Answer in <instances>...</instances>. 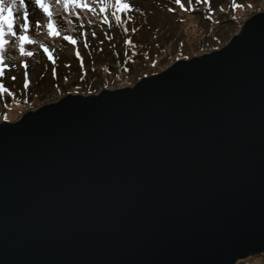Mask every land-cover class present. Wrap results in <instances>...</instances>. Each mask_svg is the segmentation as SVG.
Here are the masks:
<instances>
[{
    "label": "water",
    "instance_id": "95a60500",
    "mask_svg": "<svg viewBox=\"0 0 264 264\" xmlns=\"http://www.w3.org/2000/svg\"><path fill=\"white\" fill-rule=\"evenodd\" d=\"M264 253V12L133 88L0 123V264Z\"/></svg>",
    "mask_w": 264,
    "mask_h": 264
},
{
    "label": "rangeland",
    "instance_id": "374dc122",
    "mask_svg": "<svg viewBox=\"0 0 264 264\" xmlns=\"http://www.w3.org/2000/svg\"><path fill=\"white\" fill-rule=\"evenodd\" d=\"M128 2L133 6L130 16L122 17L119 24L112 19L111 27L101 24L98 15L80 12L77 17L57 8L55 19L62 35L55 38L47 35L46 27L35 26L45 25L47 21L38 11L30 9L29 34L35 43L26 50L34 55L21 56L15 40L6 46L3 56L10 70L0 82L13 96L0 95V123H14L27 112L55 104L67 95H98L103 90L131 89L139 80L162 73L177 60H190L222 49L246 20L264 12V0H210L212 19L209 20L208 7L203 4L194 5L195 11L185 12L174 0ZM233 2L242 7L233 11ZM182 3L187 6V0ZM221 7L224 12L220 11ZM63 34L72 36L77 44H69L62 38ZM85 43L87 48L83 46ZM41 45L52 52L55 63L47 59ZM77 51L81 53L79 60ZM22 61L28 64V88L23 87ZM125 65L128 69H124ZM13 76L15 80L11 79ZM236 264H264V254L252 255Z\"/></svg>",
    "mask_w": 264,
    "mask_h": 264
},
{
    "label": "snow or ice",
    "instance_id": "6c2138e0",
    "mask_svg": "<svg viewBox=\"0 0 264 264\" xmlns=\"http://www.w3.org/2000/svg\"><path fill=\"white\" fill-rule=\"evenodd\" d=\"M174 3L179 6V8L185 12L195 11V6L201 4L208 7L207 19H212V8L210 5V0H187V6L182 3V0H174ZM195 5V6H194ZM232 10L235 11L242 7L241 4L235 2L231 5ZM249 8L252 7L251 4L248 5ZM59 8L66 15L75 14L77 17L80 12H88L92 15H98L100 17V23L106 24L111 27V20L114 19L118 24L122 22V17L130 16L133 11V6L128 2V0H0V78L5 76L6 71L10 70L9 66L4 61L3 53L6 50V46L12 41L17 42L18 51L23 57H32L34 54L26 50L27 46L35 43L34 40L30 38V27H31V13L30 9L38 11L46 19L45 25L36 24V27H46L47 35L49 37H59L62 35L58 24L56 22V9ZM173 11V9H169ZM221 12H224L223 7L220 8ZM22 14V22H21ZM233 20L236 19L235 16L231 17ZM71 21H69L70 23ZM125 32L128 31L127 28L124 29ZM136 31L135 29L132 30ZM83 35V33H82ZM93 37L96 33H92ZM62 38L69 44L75 46L77 40L72 36L63 34ZM126 43H131V41H125ZM85 48L88 45L85 43L83 45ZM43 52L46 54L47 59L55 63L54 56L52 52L41 45ZM77 59L81 58V53L77 51L75 53ZM179 58V57H177ZM185 59H187L185 57ZM20 67L25 69L24 72V88H28V64L21 62ZM83 67V64H81ZM55 70L53 69V72ZM15 80L16 77H11ZM7 93L8 97L13 96V92L0 82V95ZM7 119V117H5Z\"/></svg>",
    "mask_w": 264,
    "mask_h": 264
},
{
    "label": "flooded vegetation",
    "instance_id": "af4514ba",
    "mask_svg": "<svg viewBox=\"0 0 264 264\" xmlns=\"http://www.w3.org/2000/svg\"><path fill=\"white\" fill-rule=\"evenodd\" d=\"M121 31H122V29H121ZM124 69H128V68H127V65L124 66Z\"/></svg>",
    "mask_w": 264,
    "mask_h": 264
},
{
    "label": "trees",
    "instance_id": "16d2710c",
    "mask_svg": "<svg viewBox=\"0 0 264 264\" xmlns=\"http://www.w3.org/2000/svg\"><path fill=\"white\" fill-rule=\"evenodd\" d=\"M250 257V256H249Z\"/></svg>",
    "mask_w": 264,
    "mask_h": 264
}]
</instances>
